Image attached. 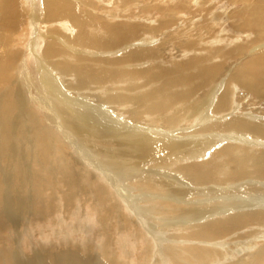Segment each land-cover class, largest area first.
Returning <instances> with one entry per match:
<instances>
[{
	"label": "bare ground",
	"instance_id": "obj_1",
	"mask_svg": "<svg viewBox=\"0 0 264 264\" xmlns=\"http://www.w3.org/2000/svg\"><path fill=\"white\" fill-rule=\"evenodd\" d=\"M240 1L249 42L160 67L145 44L177 8L152 27L95 0H0V264H134L137 240L139 264H264V0ZM218 192L232 199L199 203ZM126 234L131 247L113 245Z\"/></svg>",
	"mask_w": 264,
	"mask_h": 264
},
{
	"label": "rangeland",
	"instance_id": "obj_2",
	"mask_svg": "<svg viewBox=\"0 0 264 264\" xmlns=\"http://www.w3.org/2000/svg\"><path fill=\"white\" fill-rule=\"evenodd\" d=\"M95 1H96V4L98 3L97 8H99V10L98 9L97 10H98L99 14H100V10H102V12H103V9H104V12L108 13V14H102L105 17L111 18V16H112L113 20H118V19L119 20L120 19L125 20L126 19V21H131V22L133 21V23H135L136 25H137V23L142 22L141 23L142 25H148V26L151 25L152 27L158 26L160 24L161 20H163V22L168 21L169 14H170L169 10L171 9V7L178 9L179 12H177V15L178 14L179 15L177 16L178 19L176 20L177 23L175 24L176 21H173L174 24L168 23L167 24L168 26L164 25L163 27H161L159 33L157 32V33L153 34V38H151L152 40L150 41V44H145L146 46L151 45L150 47L154 46L156 49L158 48L157 50L159 53L158 54L159 58L157 59L158 61H157L156 66H160V67H164V66L169 67L170 65H174L177 62V60H178V62H183L185 60L188 61L189 58L192 57L191 56L192 54L194 56L196 54L201 53L202 51H205V50H203V47L208 48V49L210 47H212V49L211 48L210 49L215 50L218 46L213 47L211 45V42H215V40L220 41V43H218V44H222L221 46H223L222 47L223 50L224 49L227 50L232 45L237 46L238 44H242V43H245L247 41L249 42L250 39L255 37L254 36L255 30H253V29H250L247 31L246 30L242 31L239 29H238L239 31H237L234 29V24L237 25V23H239V21H240V19H238L235 16V13L239 9H241L240 7H242L244 5V3H242V1H240V0H236L235 2H234V0H206V1H208V3L205 0H203V1L199 0L201 2L200 5L196 4V0H131L129 2H125L124 4L121 3L119 0H95ZM180 1H183V2H181L182 4L178 3ZM172 2H173V4H172ZM203 4L205 5V7ZM183 5H187L188 7L184 6L185 8H183ZM107 6H109V7H107ZM97 10H96V12H97ZM232 13H234V14H232ZM214 17H216V19H218V20L215 21ZM217 22H218L219 27H217ZM196 27L199 29H197ZM146 34L149 35L148 33H146ZM201 37H203V38H201ZM223 37L226 39H223ZM227 37H229V38H227ZM195 41H197V42H195ZM134 42H136V40L133 41L132 43H134ZM206 42H207V45H206ZM191 43L194 44L193 46L195 48L193 46H189V44H191ZM145 45H138L134 48L136 49V48H139V46H145ZM197 50H199V53ZM233 58H231L230 60L228 59V62L234 61ZM235 59H236V57H235ZM226 61H227V59H226ZM153 64L155 65V63H153ZM153 64L143 63L142 66H149V65H153ZM242 92H244V90H242V89H240V91L239 90L237 91V94L240 97V99L238 101L241 102V100H242L243 101L242 103L245 102L246 105H249L253 99V98H249V97H252V95L250 93H245V92L242 93ZM258 109H259V111L264 112V103ZM144 116L145 117L142 118V120L140 121L141 125H143V126H144L143 123H146V124L149 123L150 124V119L147 117V115H144ZM125 117H127L129 119V117L127 115ZM146 118H148V119H146ZM159 127L162 128V126H159ZM82 154L85 156V160H87L89 158L88 160L90 161V163L93 167H96L97 169L101 170L99 168V166L102 164L101 160L99 158H97L96 156L90 155L89 149L82 150ZM95 161H97V162H95ZM102 165H104V164H102ZM103 169H105L104 172L107 173L106 174L107 179H110L109 182L110 183L112 182L114 188L118 191V193L121 196H124L128 200L133 201L135 203H141V200H142L141 194L139 193V191H135L136 189L131 186V184L129 183V181L126 178L125 173L120 172L117 169L113 170V168H110V167L105 168V166ZM112 171L114 174L111 173ZM52 179H53V176L49 173V175L46 177L47 185H52L51 184ZM132 190H134V192ZM121 191L124 193L121 194L120 193ZM218 193H219V195H218ZM218 193H215L211 196L209 195V196L200 197L198 199L199 203L203 204V203H205V200H206V203L208 202L209 204H212V203H215L214 201H216L218 198H219L218 200H220V201H221V199L224 201L229 200L228 198H230V197H227L226 194H224L222 196V194H223L222 192H221L222 194L220 192H218ZM128 196H129V198H128ZM139 196H141V197L139 198ZM226 197H227V199H226ZM215 198H217V199H215ZM203 199H204V202H203ZM231 199L232 198H230V200ZM143 211H144V214H143ZM139 212H140L139 215L140 216L142 215V217L144 218L143 222L145 221L144 224L147 227L148 226L152 227L154 225L153 226V227H155L154 231H156V233L159 236H161V234L166 235L165 233L168 234L167 227L164 226L165 223H167L166 220L159 219L157 217L158 215H156L154 213L152 214L149 211L144 210V209H139ZM147 212H149V213H147ZM153 215H156V216H153ZM147 217H149V219H147ZM150 217H152V218H150ZM155 217H156V219H155ZM181 221H183V220L180 218L179 219H173V221L171 220L170 223H172V224L175 223L174 225H176V224L182 223ZM149 222H151L153 224H151ZM155 222H157V223H155ZM162 224H164V225H162ZM164 229L166 232L164 231ZM92 231L95 232L94 229ZM36 233L37 232L33 233L35 238L38 237L37 236L38 233L37 234ZM117 236H115V237H117ZM131 240L133 241L132 237H130L127 234H126L125 238L121 239L120 241L119 240L117 241V238L116 239L111 238V241L113 242L114 246H116L117 244H120L119 242H121L122 244L127 245V247H131V244H130ZM144 247H145L144 242H140L139 240H137V245L135 246V251L132 254V257L129 254L130 258H128V259H130V261L133 259L132 261L134 264L135 263L139 264L142 261L141 253H142ZM28 252H29V250H25L24 253H28Z\"/></svg>",
	"mask_w": 264,
	"mask_h": 264
}]
</instances>
